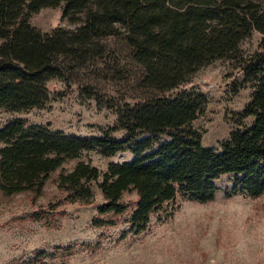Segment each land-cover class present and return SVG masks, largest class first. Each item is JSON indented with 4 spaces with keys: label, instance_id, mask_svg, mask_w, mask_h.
<instances>
[{
    "label": "trees",
    "instance_id": "trees-1",
    "mask_svg": "<svg viewBox=\"0 0 264 264\" xmlns=\"http://www.w3.org/2000/svg\"><path fill=\"white\" fill-rule=\"evenodd\" d=\"M59 4L63 16L83 12V21L51 32L28 21L31 12ZM253 30L260 34L258 48L237 62L252 87L237 111L238 121H250L231 130L220 148L205 146L190 122L207 97L191 74L236 53ZM107 36L119 38L123 58L139 65L137 73L117 99L100 93L96 80L80 86L90 96L107 97L105 103L117 114L109 131L120 128L124 135H70L16 117L0 127L2 193L39 195L54 170L94 148L103 155L124 150L134 155L110 161L104 169L78 160L58 173V189L72 201L90 203L91 187L97 186L102 201L91 218L95 226L121 219L128 222L125 233L137 234L178 196L212 200L214 180L222 174L234 175L233 193L254 197L264 192V0H0V108L44 105L49 79L73 80L88 63L93 76L101 75L103 67L114 68L119 51L99 41ZM160 134L166 138L158 139ZM126 192L135 195L132 205L123 199Z\"/></svg>",
    "mask_w": 264,
    "mask_h": 264
},
{
    "label": "rangeland",
    "instance_id": "rangeland-1",
    "mask_svg": "<svg viewBox=\"0 0 264 264\" xmlns=\"http://www.w3.org/2000/svg\"><path fill=\"white\" fill-rule=\"evenodd\" d=\"M61 5L43 6L31 12L28 21L43 32L73 29L83 21V12L63 16ZM259 39V32L253 30L240 41L236 53L216 58L191 74L192 82L207 97L203 111L190 122L200 133L201 144L218 149L231 130L249 123L250 117L238 121L237 111L249 100L252 87L243 80L237 62L258 48ZM99 41L119 51L115 71L103 67L101 75L93 76L88 63L75 71L73 80L53 77L47 81L49 97L44 105L0 108V127L20 117L26 125H40L49 131L97 137L106 131L121 138L123 129L109 131L117 114L105 103L107 97L90 96L80 85L96 80L100 93L117 99L120 91L127 90L125 83L139 65L123 58L125 48L118 37ZM165 138V134L158 136ZM133 156L130 150L103 155L94 148L67 160L62 169H70L78 160L104 169L110 161ZM62 169L50 174L39 195L0 191V264H264V192L254 197L233 193V174L214 180L217 191L212 200L198 202L178 196L167 211L152 214L147 227L133 234L125 233L128 222L121 219L114 225H93L91 218L102 201L97 186L91 187L90 203L72 201L57 187ZM134 198L133 192L123 195L131 205ZM123 216L127 217L126 213Z\"/></svg>",
    "mask_w": 264,
    "mask_h": 264
}]
</instances>
